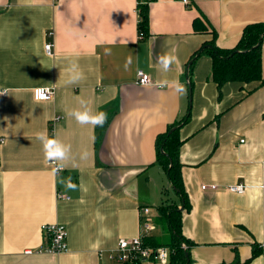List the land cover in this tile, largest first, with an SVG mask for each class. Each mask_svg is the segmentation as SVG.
<instances>
[{
    "label": "crops",
    "instance_id": "0c3cea01",
    "mask_svg": "<svg viewBox=\"0 0 264 264\" xmlns=\"http://www.w3.org/2000/svg\"><path fill=\"white\" fill-rule=\"evenodd\" d=\"M144 4L149 30L139 38ZM256 21H264V0H0V264H119L110 254L121 238L142 233L146 206L156 225L147 237L160 242L159 207L183 203L168 191L156 137L186 114L179 134L188 264H264V81L220 88L212 57L192 59L212 39L236 46ZM169 52L177 60L165 72L158 57ZM72 63L84 75L75 84L67 82ZM262 67L264 78V41ZM139 69L156 84H138ZM38 86L54 87V97L37 100ZM81 100L107 113L103 127L69 115L83 110ZM50 126L71 146L58 172L36 138ZM69 178L74 189L62 182ZM238 182L244 193L228 189ZM54 222L67 226L69 249L37 251L47 243L42 225Z\"/></svg>",
    "mask_w": 264,
    "mask_h": 264
},
{
    "label": "trees",
    "instance_id": "16d2710c",
    "mask_svg": "<svg viewBox=\"0 0 264 264\" xmlns=\"http://www.w3.org/2000/svg\"><path fill=\"white\" fill-rule=\"evenodd\" d=\"M194 26L196 30L205 29L200 18L194 20ZM138 29L142 30L146 35L148 34V4L141 5ZM263 41L264 21L252 22L245 26L236 46L232 48H221L212 39L208 44L205 43L192 56V59L202 53H207L212 57V78L220 88L228 81H264L262 67ZM189 117L190 115L186 114L183 118L171 124L165 132L158 134L156 137L157 162L166 171L170 187L181 197L184 209H188L190 205L182 176L180 147L183 140L180 137L179 130ZM173 127H176V129L170 131ZM53 136V126H50L49 137ZM179 208L180 205L176 201L159 207L160 218H158V221L165 222L170 228L172 232L171 242L157 243L150 236L145 238V242L152 246H168L170 248V256L167 264H188L190 261L189 248L193 242L183 234V211L179 210ZM186 251L189 253V261L185 254ZM119 264H142V262H121Z\"/></svg>",
    "mask_w": 264,
    "mask_h": 264
},
{
    "label": "built area",
    "instance_id": "2783aa9c",
    "mask_svg": "<svg viewBox=\"0 0 264 264\" xmlns=\"http://www.w3.org/2000/svg\"><path fill=\"white\" fill-rule=\"evenodd\" d=\"M188 0H184L187 2ZM138 13L140 14V9L138 6ZM146 34L139 30V38H144ZM53 48V42L48 41L45 43V50L51 53ZM137 83L140 85H154L156 84L151 76L144 70L139 69L137 71ZM41 89L42 98L39 100H49L55 95V88L50 86H38L34 88V97L36 98V90ZM0 93L6 94L5 90H0ZM37 99V98H36ZM60 119V116L56 117L55 120ZM54 168H57V163H54ZM219 185L217 183H202V190H217ZM247 185L244 182L234 183L228 186V189L237 192L244 193ZM61 198H69L68 195L58 193ZM0 207V216H1ZM150 208L142 207V220L141 228L142 233L132 238H121L117 247L111 252L110 257L116 259L118 262H137L144 260H157L163 264H167L170 256V248L168 246H152L145 242V238L149 235L151 231L156 228L154 221L150 216ZM42 229L46 234L47 243L46 245L40 247L37 251L47 252V253H61L69 249L68 245V235L69 231L67 226L54 222L45 223L42 225ZM26 253H32L34 250L27 249ZM262 258L264 259V249L262 251Z\"/></svg>",
    "mask_w": 264,
    "mask_h": 264
},
{
    "label": "clouds",
    "instance_id": "9594fccd",
    "mask_svg": "<svg viewBox=\"0 0 264 264\" xmlns=\"http://www.w3.org/2000/svg\"><path fill=\"white\" fill-rule=\"evenodd\" d=\"M177 57L173 55L171 52L165 53L158 57V64L162 67L163 71L167 72L171 65L175 63ZM131 63V61H129ZM70 74V78L67 81L69 84H75L81 79L84 78L83 72L79 69L78 64L72 63L68 69ZM167 84V81H163L160 83V86L163 87ZM174 89L177 93L183 94L185 92L184 85L180 84L179 81L174 82ZM41 89L36 90V98L37 100L42 98ZM80 105L83 110L75 109L72 110L69 115L75 118L76 122L81 125H91L93 127H103V125L107 122V113L103 111L96 112L93 114L92 110L87 107V102L84 100L80 101ZM36 138L39 140L43 146L44 156L47 161L57 163V168L54 169L55 172H58L62 169L63 164L62 161L68 159L71 146L62 143L55 136L49 137L46 132H38L36 133ZM86 156V153L84 154ZM66 184V187L69 189H74L75 185L71 183L69 178L68 181H62Z\"/></svg>",
    "mask_w": 264,
    "mask_h": 264
},
{
    "label": "rangeland",
    "instance_id": "374dc122",
    "mask_svg": "<svg viewBox=\"0 0 264 264\" xmlns=\"http://www.w3.org/2000/svg\"><path fill=\"white\" fill-rule=\"evenodd\" d=\"M168 191L170 194H172L173 192V189L171 187H168ZM159 222V229L161 231V235H159L157 238L158 240H160L161 243H169L170 240H169V236H170V232L169 230H167L166 226H162L163 224H165L164 222L162 221H158Z\"/></svg>",
    "mask_w": 264,
    "mask_h": 264
},
{
    "label": "water",
    "instance_id": "95a60500",
    "mask_svg": "<svg viewBox=\"0 0 264 264\" xmlns=\"http://www.w3.org/2000/svg\"><path fill=\"white\" fill-rule=\"evenodd\" d=\"M175 129H176V127H173L170 131H173V130H175ZM183 209H184V205H182V206L180 207V210H181V211H182ZM183 246L186 247V245H184V244H183ZM185 254H186V257H187V259H188V261H189V253H188V251H186Z\"/></svg>",
    "mask_w": 264,
    "mask_h": 264
}]
</instances>
